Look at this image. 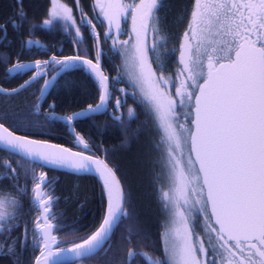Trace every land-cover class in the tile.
Wrapping results in <instances>:
<instances>
[{
  "label": "snow or ice",
  "instance_id": "6c2138e0",
  "mask_svg": "<svg viewBox=\"0 0 264 264\" xmlns=\"http://www.w3.org/2000/svg\"><path fill=\"white\" fill-rule=\"evenodd\" d=\"M15 3L14 15L0 23L4 49L25 34L20 31L25 23L29 36L36 27L28 21L24 0ZM49 6L43 25L61 21L65 32L72 33L74 54L48 50L47 58L23 62V48L15 58L0 52L6 79L10 74L28 76L10 91L0 87V94L16 95L34 83L40 94L28 114L13 118L14 124L6 126L0 116V144L41 168L96 173L104 215L91 235L63 247L56 235L63 228V213L54 211L59 198L49 189L53 181L46 172L37 176L31 167L21 186L20 173L8 162L7 175L0 176L12 182L11 191L0 187V259L63 264L70 256L88 258L111 240L122 218L133 221L127 191L107 150L76 131L80 122L103 114L109 105L113 119L121 121L117 113L132 96L154 133L163 219L159 245L153 249L159 255L133 251L143 237L131 225L126 227V260L139 254L148 264H264V0H190L182 32L167 37L175 40L171 75L165 74L160 54L166 42L158 27L162 0H88L87 10L84 0H49ZM9 27L15 33L12 39ZM108 42L130 89L116 87L121 77L106 74ZM26 43L44 47L39 41ZM76 71L93 82L95 103L61 114L53 100L44 109L40 97L59 77ZM127 114L133 117L134 109ZM53 122L64 124L72 147L17 135L30 129L40 130L30 134L42 135ZM121 127H126L123 121ZM28 193L29 211L36 213L31 217H26L23 203ZM30 243L38 254L25 261Z\"/></svg>",
  "mask_w": 264,
  "mask_h": 264
},
{
  "label": "trees",
  "instance_id": "16d2710c",
  "mask_svg": "<svg viewBox=\"0 0 264 264\" xmlns=\"http://www.w3.org/2000/svg\"><path fill=\"white\" fill-rule=\"evenodd\" d=\"M62 1L64 2V0ZM68 2L70 3V0ZM189 6L190 0L168 1L165 8L168 17L163 22V27L168 36L170 33L179 34L182 32V24ZM24 8L27 12L28 21L36 27L33 29L32 35L29 36L25 31L29 25L25 23L23 29L20 30L25 34L15 39L17 47L14 48V44L12 45L16 51L15 54L28 46L29 50L25 51L21 57L29 61L33 58H43L45 52L43 54L40 50L45 47L47 50H57V48L63 47L64 55L73 51L74 45L70 44L72 33L70 30L65 32L61 21H54L51 26H43L42 21L48 18L47 12L50 10L49 0H24ZM84 8L87 10L88 0H84ZM15 9V0H0V23L12 17ZM91 14L89 13V15ZM82 31L87 37V31L83 29ZM14 37L9 34L10 39ZM27 40L39 41L44 47L41 48L40 45L35 43L29 45L26 43ZM170 40L172 42L169 51L162 57L164 60L169 61V66H171V63L175 65L174 57L170 55L175 40ZM22 41L25 42L23 43L24 47H21ZM86 44L87 41H85V49ZM104 50L109 54V47L106 44ZM25 55L28 57H24ZM35 87L29 88L30 90L25 91L24 95L23 93L15 96L0 95V116L6 118L8 112L14 108L21 110L22 106L25 105L22 103V96L25 95L28 97L27 102L29 101L30 112L33 106L31 103L38 96V87ZM95 95L94 84L89 82L88 77L83 72L77 71L72 75H62L55 82L47 100L50 102L55 100L58 106L57 112L63 114L85 108L89 103L94 104ZM129 108L134 109V115L131 118L127 114ZM122 112L120 117L126 126L124 128L121 127V121L113 119L111 115L112 108H110L100 118L84 119L77 125L76 130L96 145H101L107 150L108 159L118 169L117 174L127 191L130 200L127 211L131 213L133 221L130 222L122 218L120 227L116 230V234L113 235L108 245L97 255L79 264H117L118 261L120 264H148V261L139 254L134 255L131 259L126 260L125 258L126 246L122 240L124 236L129 235L125 230L129 225L133 227L134 232L138 231L143 237L142 244L132 246L133 251L159 255V253H153V249L159 245V233L162 231L160 225L163 218L159 202V184L155 176L159 169H155L153 165L156 153L152 145L154 135L149 132L151 123L145 114V110L138 102L134 101L133 97L125 104ZM88 123H92L93 128H90ZM144 123L147 124L148 131ZM38 131L40 130L30 129L18 131L17 133L66 147L73 146V142H70L72 138L61 122L50 124L42 135L30 134ZM7 154L0 150V159H2V155L8 158ZM0 171L7 172V167L2 168L0 166ZM45 171L49 175L48 180L53 181V184L49 185V189L59 198L54 211L63 213V216L59 217L63 228L58 234L62 246L69 248L72 247L73 243L91 235L103 218L104 201L101 195L100 183L91 176H76L46 168ZM27 174L30 175L31 173ZM25 179L26 174L24 173L20 177V185L25 184ZM28 185L31 186V181Z\"/></svg>",
  "mask_w": 264,
  "mask_h": 264
},
{
  "label": "flooded vegetation",
  "instance_id": "af4514ba",
  "mask_svg": "<svg viewBox=\"0 0 264 264\" xmlns=\"http://www.w3.org/2000/svg\"><path fill=\"white\" fill-rule=\"evenodd\" d=\"M165 8H166V6H165V1H162V7H161V9H160V11H159V13H161V12H165ZM88 9V8H87ZM161 25V24H160ZM44 27H45V25H43ZM47 27V26H46ZM129 27H130V25H129ZM9 34L11 35V36H15V34H14V32H13V30H12V28L11 27H9ZM127 37H125V36H121L120 37V39L121 40H123V39H126ZM165 38H166V42H165V46L164 47H161V49H160V54H164V56L166 55V53H168V51H169V48H170V46H171V40H168L167 39V36H165ZM21 43V42H20ZM14 44V48L15 47H17V43H16V41L13 43ZM12 44V45H13ZM70 44L72 45L73 43L70 41ZM108 47H109V50H108V52H109V54H107V57H106V59H105V67H106V74H108V75H110L111 77H113V78H115V77H117V76H120L121 77V79H122V82L120 83V84H118V85H115L116 87H120V88H125V89H130L131 88V85L129 84V82H128V79H127V76L126 75H124V72L125 71H123V68L120 66L121 65V61H120V59L114 54V50H112V51H110V45H111V42H108L107 44H106ZM21 47H24V45L23 44H21ZM12 46L10 47V48H8L7 50H5L4 48H2V47H0V52H4V51H7V52H9L10 54H11V56L13 57V58H15L16 57V54H15V49H14ZM63 49V47H59V48H57V50H59V49ZM29 50V47L28 46H26L25 47V49H24V51H23V53L25 52V51H28ZM73 51V53L72 52H67L66 53V55H71V54H74V49H72ZM41 51V53H43L44 54V52L46 53L48 50L46 49V47L45 48H43L42 50H40ZM19 53V52H18ZM57 53H59L58 51H57ZM24 57H28L27 55H25ZM44 58H47L46 57V55L44 54V57L43 58H40V59H44ZM20 59L23 61V62H28V61H26L25 59H23L22 57H20ZM162 61L165 63V65H166V75H171L172 74V72L175 70V65L174 64H172L171 63V66H169V61H167V60H164V59H162ZM113 62H115V67H113L112 65H113ZM8 66H11L10 65V63H9V65ZM154 67H155V65H153ZM4 67H5V65H3V64H0V87H3L5 90H7V91H10L11 89H13V88H15V87H17V85H19V84H21L22 82H23V80H25V79H28V76L27 75H25V76H23V77H19V76H17L16 74H10L11 76H12V78L11 79H6L5 78V73H4ZM77 72V71H76ZM76 72H74V73H76ZM73 73V74H74ZM72 75V74H71ZM60 78V77H59ZM58 78V79H59ZM89 79V78H88ZM89 82H91V83H93L90 79H89ZM13 86V87H12ZM39 87V84H32L30 87H28L27 89H25V90H22V91H20L18 94H21V93H23V95H24V93H25V91H27V90H30L29 88H31V87ZM54 86V85H53ZM52 86V87H53ZM35 87V88H36ZM52 89V88H51ZM51 89H49L50 91H51ZM49 92V91H48ZM18 94H16V95H18ZM0 95H2V96H8V95H4V94H0ZM40 94H39V92H38V96H39ZM117 95H120L119 93H117ZM12 96H15V95H12ZM37 96V97H38ZM47 97H48V93H46L43 97H40V99H41V101H42V103H43V108L44 109H46L47 107H48V103L50 102L49 100H47ZM27 96L25 95V96H22V103L23 104H25L24 106H22V109L20 110L19 108H17V109H12V110H10L9 112H8V114H7V116H6V118H5V122H6V126H8V125H11V124H14L15 123V120L13 119L14 117H20V116H24V115H26V114H28L29 113V101L27 102ZM125 100H126V102L129 100L128 99V97H126L125 98ZM27 102V103H26ZM37 102V98H35L34 100H33V102L31 103L32 105L34 104V103H36ZM126 104V103H125ZM125 104L120 108V111H119V113H117V115H119V116H122V109L124 108V106H125ZM109 108H111V106L109 105ZM110 110V109H109ZM102 116H104V115H100V116H95V118L97 117V118H100V117H102ZM91 118H93V117H91ZM88 126L90 127V128H93V124L92 123H88ZM77 131V130H76ZM17 134H19V133H17ZM19 135H21V134H19ZM70 135V134H69ZM91 137V136H90ZM92 138V137H91ZM35 139V138H34ZM9 157L7 158V157H5L4 155H2L1 157H2V159H0V166L3 168V167H7V164H8V162H11V163H13V165L16 167V169H17V172H19L20 173V177L21 176H23V174L25 173V174H27V173H31L30 172V169H31V167H34V168H36V173L35 174H37V176L41 173V172H46L47 173V171H45V168L43 167V168H41V167H39L38 165H36V164H33V163H30V162H28L27 160H25V159H22V158H20V157H18V156H16V155H11V154H7ZM7 175V172H5V171H0V176H6ZM49 178V175H48V173H47V179ZM11 181L9 180V179H3V180H0V187H3V188H5V189H8L9 191H11L12 189H11ZM21 186H23L22 184H21ZM29 186V185H28ZM34 185L31 183V186H29V187H33ZM30 198H31V193H28V195L27 196H25V198H24V201H23V203H24V210H25V214H26V217H30V215L31 216H33V215H36V213L34 212V211H29V201H30ZM10 210V209H9ZM56 235H57V238L59 239V240H61V238L59 237V234L58 233H56ZM8 243H11V241H8ZM34 254H38V253H34L33 252V249H32V246H31V243H30V245H29V247H27V248H25V250H24V254H23V258H24V260L25 261H27L32 255H34ZM82 262H84V261H82ZM0 264H12V262H11V260L10 259H0Z\"/></svg>",
  "mask_w": 264,
  "mask_h": 264
},
{
  "label": "water",
  "instance_id": "95a60500",
  "mask_svg": "<svg viewBox=\"0 0 264 264\" xmlns=\"http://www.w3.org/2000/svg\"><path fill=\"white\" fill-rule=\"evenodd\" d=\"M107 107V109H108V106H106ZM107 111V110H106ZM105 111V112H106ZM104 112V113H105ZM103 113V114H104ZM96 115H99V114H96ZM92 116H94V115H92ZM0 134H2V130H0ZM53 144V143H52ZM0 149L1 150H3V151H5V152H8V153H10V154H13L10 150H8L3 144H0ZM13 155H16V156H18V157H20V158H22V159H25V160H27V161H30L27 157H25V156H23V155H21V154H18V153H16V154H13ZM30 162H32V161H30ZM32 163H34V162H32ZM45 168H47V169H51V168H49V167H45ZM53 170V169H52ZM57 171H63V172H67V173H70V174H74V175H77V176H91V177H94V178H96L98 181H99V177L97 176V174L96 173H88V174H75V173H72L71 171H69V170H57ZM99 183H100V181H99ZM108 243H106L105 245H103L100 249H98L96 252H94V253H92L91 255H90V257H92V256H94V255H96L98 252H100L106 245H107ZM90 257H88V258H90ZM88 258H74V257H69L68 259H66V260H64L63 261V264H71V263H75V262H79V261H82V260H85V259H88Z\"/></svg>",
  "mask_w": 264,
  "mask_h": 264
},
{
  "label": "rangeland",
  "instance_id": "374dc122",
  "mask_svg": "<svg viewBox=\"0 0 264 264\" xmlns=\"http://www.w3.org/2000/svg\"><path fill=\"white\" fill-rule=\"evenodd\" d=\"M162 1H165V6H167V4H168V1H170V0H162ZM63 2V1H62ZM189 9V8H188ZM188 11V10H187ZM168 13H166V12H161V13H159V17H160V22H159V24H158V27L160 28V35L161 36H163V37H165V36H167L168 37V34L166 33L167 31H165V29H164V25H163V22H164V19H166L167 17H168V15H167ZM186 15H187V13H186ZM161 24V25H160ZM183 25V24H182ZM182 29H183V27H182ZM164 54H161V58L162 57H164L163 56ZM123 71H125V69L123 68ZM128 79V78H127ZM144 126H145V128H146V130L148 131V126H147V124L146 123H144ZM149 132L150 133H152L153 135H154V133H153V131H152V126H151V129H149ZM153 145V144H152ZM152 145H151V147H152ZM155 157H156V154H155ZM154 162H155V159H154V161H153V165H154ZM155 169H157V168H155ZM154 169L152 168V171H153Z\"/></svg>",
  "mask_w": 264,
  "mask_h": 264
},
{
  "label": "bare ground",
  "instance_id": "6f19581e",
  "mask_svg": "<svg viewBox=\"0 0 264 264\" xmlns=\"http://www.w3.org/2000/svg\"><path fill=\"white\" fill-rule=\"evenodd\" d=\"M7 91V90H6ZM54 144H56V143H54Z\"/></svg>",
  "mask_w": 264,
  "mask_h": 264
}]
</instances>
